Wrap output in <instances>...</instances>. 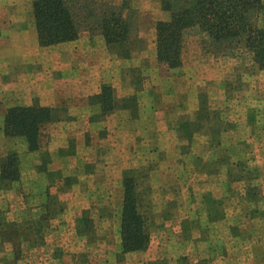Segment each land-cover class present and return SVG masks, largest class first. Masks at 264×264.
Here are the masks:
<instances>
[{
	"label": "rangeland",
	"instance_id": "374dc122",
	"mask_svg": "<svg viewBox=\"0 0 264 264\" xmlns=\"http://www.w3.org/2000/svg\"><path fill=\"white\" fill-rule=\"evenodd\" d=\"M102 1L123 6L138 38L133 55L120 58L118 67H124L129 90H137L142 105L140 121L125 123L126 133L133 132L125 149L129 165H134L130 170L135 172L150 237L166 227L164 221L177 203L174 192L191 189V183L197 184L203 177L200 174L206 173L212 181L209 191L220 195L211 202L215 213H209L210 218L231 215L229 231L236 236L226 264H264V251H258L255 259L246 252L252 242V247L264 246V74H258L252 64L243 39L236 42V49L221 51L206 33L189 27L183 31L181 65L168 69L158 63L156 53V24L169 19L162 0ZM249 19L261 25L264 12L256 17L250 14ZM154 101L160 109H167L159 129L151 127L147 112ZM190 107L197 109L195 125L183 130L168 127L169 120L188 117ZM135 123L145 127L136 128ZM94 133L97 145L93 150L107 136L103 128ZM90 139L86 133V142ZM101 147L106 148L105 144ZM68 150L76 152L72 141ZM101 151L84 159L78 153V159L53 164L50 153L44 151L36 167L44 173L43 167L50 164L44 180L48 186L37 193L26 192L27 186L20 182L17 153L9 150L3 156L0 170L10 154H16L19 178L9 184L0 180V264H172L167 256L154 261L129 256L148 246L121 253L122 184L113 180L109 155ZM250 217L258 219L249 222ZM228 223L222 224L221 235ZM180 229L186 238L190 230L199 233L202 228L183 222ZM215 230L204 228L208 236Z\"/></svg>",
	"mask_w": 264,
	"mask_h": 264
},
{
	"label": "crops",
	"instance_id": "0c3cea01",
	"mask_svg": "<svg viewBox=\"0 0 264 264\" xmlns=\"http://www.w3.org/2000/svg\"><path fill=\"white\" fill-rule=\"evenodd\" d=\"M32 1L0 0V160L9 150L15 151L19 168H22L20 182L27 186L26 192L37 193L44 192L48 186L44 180L50 164H47L48 168L43 167L44 173L36 167L44 151L50 153L49 159L53 164L79 157L84 159L102 149L99 153L109 155L111 165L108 167L112 171L113 180L118 183L121 181L122 184L124 172L134 166L129 165L130 158L125 149L133 132L126 133L124 126L125 123L141 119L142 105L138 101L137 90H129L127 75L122 71L125 69L118 67L120 58L110 53L104 38L99 34L49 46L41 45L32 16ZM258 71V74H264V70ZM102 82L110 84L116 107L101 114L102 117L97 120L96 115L101 111L93 99L100 92ZM153 89L155 92L156 87ZM124 103L127 108H122ZM131 103L132 107H129ZM20 106H39L50 110L51 119L39 127L36 151L27 149L23 137H10L4 133L6 111ZM160 108L154 101V106L147 111L151 113V127L158 129L163 122L161 116L167 111ZM187 112L186 118L182 116L177 120H169L168 127L187 129L194 124L197 109L190 107ZM134 125L136 128L145 127L142 124ZM100 128L107 131V136L100 143V148L95 146L93 150L96 142H93L94 132ZM172 132L171 129L170 134ZM86 133L92 138L90 143L86 142ZM70 141L76 145V154L68 150ZM184 142L188 143V139ZM104 144L106 148L101 147ZM78 153H81L79 157ZM200 176L204 178H200L201 181L195 185L191 183L189 190L184 188L179 191L176 187L177 191L173 195L177 203L170 218L164 221L166 227L151 235L145 251L130 253L129 256H143L145 261L167 256L168 262L172 264H200L198 262L202 258L220 255L204 264L227 263L228 254L236 245V236L230 235L229 231L231 223L228 220L231 215L226 213L222 217L216 216L215 220L210 218L209 213H215L210 209L213 206L211 202L219 199L220 195L209 191L212 181L206 173ZM183 195L184 198L181 197ZM257 219L250 217L249 222ZM183 222L198 224L202 229L199 233L190 230V235L184 238L180 229ZM223 223L228 224L226 227L224 225L221 235ZM207 227L217 231L208 236L204 232ZM252 244L246 246V252L250 258L255 259L258 251L263 253L264 246L256 248ZM240 245L237 244L236 249ZM219 247L221 254L218 252ZM167 249L168 255L165 253Z\"/></svg>",
	"mask_w": 264,
	"mask_h": 264
},
{
	"label": "trees",
	"instance_id": "16d2710c",
	"mask_svg": "<svg viewBox=\"0 0 264 264\" xmlns=\"http://www.w3.org/2000/svg\"><path fill=\"white\" fill-rule=\"evenodd\" d=\"M162 6L169 13V19L156 24L159 64L168 69L181 65L183 31L196 26L221 51L235 48L236 42L242 38L252 64L258 70H264V19L261 25L249 19L250 14L256 17L258 12H264L262 0H162ZM124 15L123 6L102 0L32 1V16L41 45L99 34L119 58L128 59L138 38ZM93 101L99 105L102 115L116 107L110 85L102 84ZM122 108L127 105L124 103ZM50 119L48 108H10L5 113L4 133L23 137L28 149L35 150L38 148L39 127ZM6 161L1 164L0 180L9 184L19 178L16 154H10ZM143 207L135 172L125 171L119 221L121 253L144 250L149 245L150 234Z\"/></svg>",
	"mask_w": 264,
	"mask_h": 264
}]
</instances>
